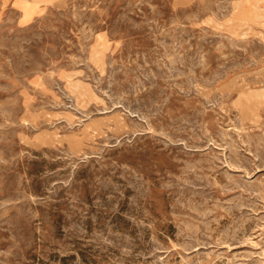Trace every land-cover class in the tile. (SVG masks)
Listing matches in <instances>:
<instances>
[{
    "label": "rangeland",
    "instance_id": "obj_1",
    "mask_svg": "<svg viewBox=\"0 0 264 264\" xmlns=\"http://www.w3.org/2000/svg\"><path fill=\"white\" fill-rule=\"evenodd\" d=\"M264 0H0V264H264Z\"/></svg>",
    "mask_w": 264,
    "mask_h": 264
},
{
    "label": "bare ground",
    "instance_id": "obj_2",
    "mask_svg": "<svg viewBox=\"0 0 264 264\" xmlns=\"http://www.w3.org/2000/svg\"><path fill=\"white\" fill-rule=\"evenodd\" d=\"M264 260V259H263Z\"/></svg>",
    "mask_w": 264,
    "mask_h": 264
}]
</instances>
